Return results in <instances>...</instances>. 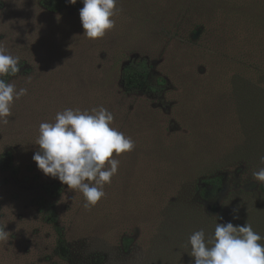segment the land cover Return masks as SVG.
Returning a JSON list of instances; mask_svg holds the SVG:
<instances>
[{"label": "rangeland", "instance_id": "obj_1", "mask_svg": "<svg viewBox=\"0 0 264 264\" xmlns=\"http://www.w3.org/2000/svg\"><path fill=\"white\" fill-rule=\"evenodd\" d=\"M52 2L0 0V49L20 69L0 79L27 89L0 123V264H193L189 236L210 238L233 210L264 237L253 176L264 119L236 83L264 73V0H117L115 26L95 40L82 35L80 0ZM126 67L145 70L150 89H128ZM101 106L135 146L113 154L117 173L85 209L32 156L41 123ZM212 176L222 187L202 199Z\"/></svg>", "mask_w": 264, "mask_h": 264}, {"label": "clouds", "instance_id": "obj_2", "mask_svg": "<svg viewBox=\"0 0 264 264\" xmlns=\"http://www.w3.org/2000/svg\"><path fill=\"white\" fill-rule=\"evenodd\" d=\"M79 10L82 35L88 39L102 38L107 30L115 26L117 0H80ZM75 5L77 0H67ZM19 61L0 49V77L20 71ZM27 93V89L16 90L13 83L0 79V123L7 124L11 105ZM114 117L104 107L89 111L65 109L58 112L54 123L39 125L36 140L38 150L32 160L46 177L67 186V191L78 190L84 197L83 207L94 206L105 196L103 187L117 173L119 156L134 149L130 137L112 127ZM264 163V157H261ZM107 165V167H106ZM254 179L264 182V167L253 173ZM232 220L239 219L236 210ZM215 226L210 238L204 230L195 231L187 241L193 264H264V244L249 223L234 224L232 220ZM0 226V240H6L9 232Z\"/></svg>", "mask_w": 264, "mask_h": 264}, {"label": "trees", "instance_id": "obj_3", "mask_svg": "<svg viewBox=\"0 0 264 264\" xmlns=\"http://www.w3.org/2000/svg\"><path fill=\"white\" fill-rule=\"evenodd\" d=\"M1 6V5H0ZM67 6V0H53L52 4L47 6V10L51 12L58 11ZM254 78L237 79V85L245 87L251 92L250 101L252 102V109L254 108L261 119H264V88L261 84H264V73L253 70ZM9 75V74H8ZM8 75H5L7 77ZM123 80L125 86L130 90H148L150 85L145 70L136 67H126L123 70ZM258 128L256 130L255 137L258 133L264 132V120H259ZM223 184L221 176L207 177L201 180L200 187L197 189L199 196L206 199L211 194H216L221 189ZM261 192L264 193V182L260 185ZM264 212V210H263ZM251 224V222L249 221ZM242 224V223H234ZM259 232H263L262 229L258 228Z\"/></svg>", "mask_w": 264, "mask_h": 264}]
</instances>
